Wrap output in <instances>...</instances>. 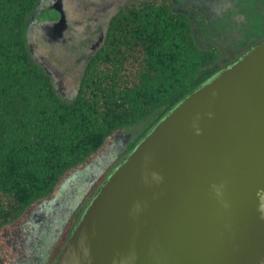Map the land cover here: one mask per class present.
I'll use <instances>...</instances> for the list:
<instances>
[{
  "label": "trees",
  "instance_id": "trees-1",
  "mask_svg": "<svg viewBox=\"0 0 264 264\" xmlns=\"http://www.w3.org/2000/svg\"><path fill=\"white\" fill-rule=\"evenodd\" d=\"M41 2L0 0V257L12 253L8 234L56 197L71 174L92 159L104 165L44 244L16 264H54L89 201L159 121L264 39L200 46L191 19L175 13L171 0H132L109 20L69 102L29 49V21ZM130 128L142 129L119 153Z\"/></svg>",
  "mask_w": 264,
  "mask_h": 264
},
{
  "label": "water",
  "instance_id": "water-1",
  "mask_svg": "<svg viewBox=\"0 0 264 264\" xmlns=\"http://www.w3.org/2000/svg\"><path fill=\"white\" fill-rule=\"evenodd\" d=\"M54 264H264V39L159 121Z\"/></svg>",
  "mask_w": 264,
  "mask_h": 264
},
{
  "label": "rangeland",
  "instance_id": "rangeland-1",
  "mask_svg": "<svg viewBox=\"0 0 264 264\" xmlns=\"http://www.w3.org/2000/svg\"><path fill=\"white\" fill-rule=\"evenodd\" d=\"M129 1L132 0H42L30 18L29 49L64 100L76 99L86 66L102 45L109 20ZM171 1L175 13L191 19L200 46L224 44L231 37L239 44H247L264 35V0ZM140 129L130 128L121 134L119 153L132 143ZM103 165L92 159L65 180L56 197L40 204L27 221L14 228L8 234L12 253L0 257V264L20 263L34 254L46 241L49 228L64 216Z\"/></svg>",
  "mask_w": 264,
  "mask_h": 264
}]
</instances>
